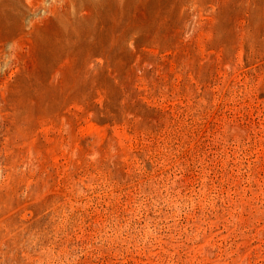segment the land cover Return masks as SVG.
Masks as SVG:
<instances>
[{
    "label": "rangeland",
    "instance_id": "obj_1",
    "mask_svg": "<svg viewBox=\"0 0 264 264\" xmlns=\"http://www.w3.org/2000/svg\"><path fill=\"white\" fill-rule=\"evenodd\" d=\"M0 264H264V0H0Z\"/></svg>",
    "mask_w": 264,
    "mask_h": 264
},
{
    "label": "bare ground",
    "instance_id": "obj_2",
    "mask_svg": "<svg viewBox=\"0 0 264 264\" xmlns=\"http://www.w3.org/2000/svg\"><path fill=\"white\" fill-rule=\"evenodd\" d=\"M10 1V0H9ZM107 1V0H106ZM116 1V0H115ZM89 2V1H88ZM102 2V1H101ZM104 3V2H103ZM109 3V2H108ZM88 4V3H87ZM92 4V3H91ZM113 4V3H112ZM100 5V4H99ZM105 5V4H104ZM3 6H5V4H3ZM7 6V5H6ZM97 6V5H96ZM108 6V5H107ZM111 6H113V5H111ZM116 7V6H115ZM108 8H111V7H108ZM117 8H118V6H117ZM116 8V9H117ZM78 9H79V7H78ZM82 9V8H81ZM94 9V8H93ZM114 9V8H113ZM103 11V10H102ZM106 11V10H105ZM117 10H115V12H116ZM6 12V11H5ZM95 12V11H94ZM100 12V11H99ZM121 12V11H120ZM92 14V13H91ZM6 15V14H5ZM5 15H3L4 17H6ZM8 16V15H7ZM68 16H69V14H68ZM96 17H97V15H96ZM104 17V16H103ZM9 18V17H8ZM113 18V17H112ZM17 19V18H16ZM105 19V18H104ZM114 19V18H113ZM119 19V18H118Z\"/></svg>",
    "mask_w": 264,
    "mask_h": 264
}]
</instances>
